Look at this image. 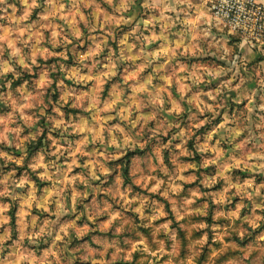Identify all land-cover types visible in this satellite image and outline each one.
Instances as JSON below:
<instances>
[{
	"label": "rangeland",
	"instance_id": "374dc122",
	"mask_svg": "<svg viewBox=\"0 0 264 264\" xmlns=\"http://www.w3.org/2000/svg\"><path fill=\"white\" fill-rule=\"evenodd\" d=\"M118 1L122 2L113 0L116 7ZM36 2L37 7L31 11L27 20L33 30L46 23L43 17L54 13L58 4L65 0ZM77 3L79 0H67L65 11ZM120 7L122 16H118V25L109 21L113 25L114 34L112 41L108 38V44L115 51L113 55L105 51L101 57L102 62L115 64L117 76L108 85L101 86L103 94L108 95L109 91L112 95L120 93L127 86L126 80L131 83L128 78L134 72L138 73L141 82L151 73L152 91L155 93L159 90V70L151 62L146 66L147 70L142 71L141 66L134 64L127 58L125 51H120L117 46L124 34H129L128 39L131 35H141V44V33L147 31L141 16L143 9L137 16L141 18L138 22L132 21L133 17L128 20L127 11L130 8ZM13 8L17 9L15 13ZM23 11L20 0H5V3H0V37L6 29L15 26L14 22L23 15ZM23 26L24 22H21V27ZM89 40L86 39L83 47H77L69 53L67 60L62 61L64 71L80 66L78 55L87 50L91 44ZM137 46L140 48L139 44ZM11 51L0 41V66L6 61L15 64L16 57L11 55ZM107 56L114 57L113 63L108 61ZM45 68L51 71L48 65H41L34 69L35 76L32 77L20 72L17 79L11 82V88H5V81L0 79V178L4 174L26 173L41 188L51 184L41 183L29 165L35 164L41 156L46 160L51 159L49 153L52 140L59 136L63 141L66 135L50 126V119L56 117L53 110L58 106L56 97L68 91L75 95L87 93L92 96L96 91L95 81L87 84L81 81L74 86L72 82H68V86L61 85L48 92L45 97L47 107L42 113L40 110H24L27 116H32L35 111L36 116L40 117L38 125L21 121L18 105L25 103V100L17 86L28 79L26 90L31 91L34 87L33 79L38 78ZM56 69L62 77L59 65ZM81 71L88 72V67H82ZM246 74L248 81L252 82L247 90L256 98L252 102L251 113H262L261 116L257 115V126L252 123L256 119H243L249 113L246 101L240 104L230 102L220 109L236 110L240 116V128H254L253 131H258L255 135L245 133L247 139L240 144V152L253 149L255 145L257 149H261L254 143L257 142L256 139H261L259 144L264 145V108L260 107L264 103V98H261L264 97V54L257 55L250 62L248 60ZM218 77L223 76L218 74L213 77L214 80L207 79L206 84L199 87L210 92L217 89L214 81ZM197 91L198 88L194 87L192 92ZM143 95L147 97L146 93ZM195 103L190 102L191 111L183 113L179 119V127H173L167 135L159 129L166 128L169 123L176 124L170 117L154 121L152 131L136 133V139L118 146L121 148L117 151L106 152L100 165L104 168L100 179L90 181L87 186L79 181L75 182V192L71 195L74 203L69 208L65 207L52 214L41 211L37 213L36 222L40 223V227L46 224V229H40L37 237L29 238V233L24 239L19 237L17 206L9 201L5 217L11 238L2 242L0 264H12L17 259L7 257L12 249L15 250L14 256H17L19 249L33 253L34 257L32 254L31 257H25V264L29 260L32 264H264V211H261L264 209V168L245 170L238 169L236 164L226 165V159L221 161V158H226L224 153H221L215 163H209L217 154V151H211L208 135L211 127L215 126V121L212 120V114L206 112L205 115L209 117L208 125L194 129V124L203 118L194 111ZM153 109L154 106L146 99L142 108L144 114L151 115ZM60 110L65 117L70 116V123L77 126L81 120L88 125L93 115L79 107L68 109L64 106ZM227 118V121L233 120L231 117ZM17 126L18 135L27 136V139L19 148H9L4 137H10L12 134L9 129ZM181 129L183 133L178 134ZM80 139L79 136H67V143L74 146ZM215 145L222 152L228 149L225 142H217ZM92 148V145H87L85 150L92 151ZM8 156L13 159H8ZM17 160L21 162L16 163ZM157 180L162 182L160 186L149 191ZM125 199L129 203L126 204ZM251 224L258 227L253 229ZM57 236L60 239H56ZM42 253H45L43 257Z\"/></svg>",
	"mask_w": 264,
	"mask_h": 264
},
{
	"label": "clouds",
	"instance_id": "9594fccd",
	"mask_svg": "<svg viewBox=\"0 0 264 264\" xmlns=\"http://www.w3.org/2000/svg\"><path fill=\"white\" fill-rule=\"evenodd\" d=\"M177 2H182V0H177ZM0 3H5V0H0ZM20 3L24 8L23 15L14 22L13 28L6 29L4 35L0 37L3 45L12 50L11 55L16 57V61L15 64L6 61L0 66V79L5 81V88H11V82L17 79L20 72H25L32 77L35 76L34 69L41 65H48L51 68V71L49 68H45L40 72L38 78L33 79L34 87L31 91L26 90L28 79H24L18 84L17 90L21 92L25 100V103L18 105L20 120L38 125L40 117L36 116L35 111L32 116H27L24 110H40L42 113L43 109L47 107L45 104L46 95L56 87L68 86V82H72V86L81 81L86 84L96 82V91L92 96H88L87 93L75 95L68 91L56 97L58 106L53 109L56 112V117L50 119V126L53 129H59L61 134L66 135L63 141L59 136L52 140L49 153L51 159L46 160L44 156H41L35 164L29 165L36 172L41 183L51 184V190L37 207L51 211L48 205L53 198H56L57 204L62 201L69 204L74 203L71 195L75 192V182L79 181L87 186L90 181L99 180L100 174L104 171L100 165L105 159L106 152L117 151L119 145L130 143L137 138L136 133L138 132L152 131L154 121L158 122L164 117H170L176 121L175 125L169 123L166 128L159 129L165 135L173 127H179V119L188 110L194 87L198 88L197 96L199 97L194 105V111L203 117L194 124V129L206 127L209 117L205 113L211 112L215 126L210 129L209 144L215 146L218 137L222 130L228 126L229 121L224 118L217 105L216 97L206 88L199 86L205 85L209 77H215L218 73L204 69L203 73L197 76L191 71L186 72L183 67H175L170 74L162 76L165 81L164 86L153 93L151 73L141 82L138 73L134 72L132 77L128 78L131 83L126 80L127 86L120 93L112 95L109 91L108 95H104L101 86L108 85L109 81L117 76V72L115 64L110 65L102 62L103 49L99 44L95 49L78 55L79 67L64 71L62 61L67 60L69 53L77 47H83L85 40L93 33L100 37L101 44L107 42L111 35L109 20L122 16L120 9L113 4V0H97L96 3L93 0H79V3L74 4L68 11H65L67 4V0H65L58 4L54 13L43 17L47 22L41 24L37 30H33L32 25L27 23L31 11L37 7L36 0H31V2L20 0ZM16 11L17 9L13 8V13ZM6 18L11 19V17ZM21 22H24L23 27H21ZM46 33L48 34L46 35ZM208 38L209 32L205 30L201 34L200 40L208 43ZM136 40L140 41V38L137 37ZM194 41H196L195 37L188 45L181 44L176 50V54L185 55L191 52L195 55L203 51L201 43ZM147 42H150L149 37H145L141 41L142 44ZM122 51H126L127 58L141 59L136 43L127 44L126 49ZM226 56L227 52L221 56V59ZM169 64H171V57L163 60V66ZM57 65L63 72L62 77L57 72ZM82 67H88V72L83 73ZM141 70L146 71V66L141 64ZM228 83L231 85L230 90L239 88L238 81L229 78ZM144 93L147 94V97L143 95ZM146 99L154 106L151 115H146L142 111ZM251 103L249 101V105L246 106L249 111ZM64 106H67L68 109L79 107L93 113L90 123L87 126L70 123V116L65 117L64 112L60 110ZM9 131L12 135L4 137L7 146L19 148L27 136L20 137L18 135V126L10 128ZM182 133L183 129L178 134ZM245 133V128L236 129L233 134L234 142L243 143L247 139ZM67 136H79L81 139L73 146V144L67 143ZM87 145L93 146L92 151L85 150ZM260 147L261 150L253 151L246 158L237 161L236 167L245 170L264 168V145ZM8 159H13V157L8 156ZM217 159L219 157L209 163H215ZM20 162L21 160L16 161V163ZM75 169L81 171L75 172ZM161 183L157 180L156 184L149 188V191H154ZM32 187L35 188V185L33 184ZM124 202L127 204L129 200L125 199ZM251 227L254 229L258 225L251 224ZM10 238L9 234L6 239ZM56 239H60V237L57 236ZM141 243L143 242L141 241ZM25 261L24 256H18L12 264H25ZM27 264H32V262L29 260Z\"/></svg>",
	"mask_w": 264,
	"mask_h": 264
},
{
	"label": "crops",
	"instance_id": "0c3cea01",
	"mask_svg": "<svg viewBox=\"0 0 264 264\" xmlns=\"http://www.w3.org/2000/svg\"><path fill=\"white\" fill-rule=\"evenodd\" d=\"M210 1L211 0H182V2L179 3L177 0H122L121 3L118 1L117 7L119 9L121 8L120 6H127V9H131L130 11H127L128 20H131V17H133L132 21L141 20V18H137V16L143 9L141 16H143L142 20L146 25L145 28L147 31L141 33V40L143 41L145 37H149L150 42L140 44L136 38H140L141 35H136V37L131 35L130 39H128L129 34H124L123 40H118L117 46L120 47L119 50L121 51L126 49V46L129 43L140 45V48L137 46V52L140 54L141 59H129L132 60L134 64H138V66H141V64L147 66L152 62L154 68H157L160 73L157 79L159 89L165 84L162 76L170 74L175 67H183L186 72L191 71L197 76L203 73L204 69H208L223 76L220 78L218 77L217 81H214L217 85V89L214 88L211 91L216 97V102L220 109L226 107L230 102L240 104L241 102L246 101V106H248L249 101L253 102L256 100L254 95L247 90L252 83L248 81L246 74L248 60L250 62V60L256 58L257 55L264 54V39L260 42H252L241 33L231 32L220 21L212 16L209 9ZM93 2L96 3L97 0H93ZM119 18L120 17H113L109 21L110 23L114 21V25L116 26L119 23ZM110 26L111 35L108 38L112 41L114 31L113 25ZM115 26L114 28H116ZM205 30L209 32L208 43H204L200 40L201 34ZM194 37L196 38V41L194 42H200L204 49L203 51L195 55L191 52L186 53L185 55L176 54V50L181 44L188 45L190 41H193ZM87 39L91 40H89L91 44L88 45L87 50L84 52L95 49L99 44L103 49V53L107 51L108 54L110 53L113 55L115 50L114 48L109 47V39H107L106 43L101 44L100 37L95 33L88 36ZM225 52H227V56L224 59H221V56L224 55ZM107 57H109L107 58L108 61L113 63L114 57ZM169 57H171V64L163 66V60ZM216 59L221 61L215 62ZM212 62L214 63L212 64ZM224 63L226 65H223ZM210 64L213 66H210ZM84 69H86V67H84ZM147 77H144V79ZM229 78L233 81L239 82V88L237 90H230L231 85L228 83ZM208 80H214V78L209 77ZM191 95V102H197L199 99L197 92H192ZM260 107L264 108V103L261 104ZM191 108L192 106L189 105L187 111H191ZM230 109L231 108H225L224 110H221L225 119L231 117L233 120H228V126L222 130L217 141L227 143L226 146H228V149L222 152V149L215 145L214 147L211 146V151H217L216 157L219 158L222 155L221 153H224L226 158H221V161L226 159V165L235 166L237 161L246 158L251 152L259 151L261 149H257V145H255L253 149L257 150L249 148L246 152L238 151L241 143L237 144L233 142V134L236 129L242 126H239L240 116L237 115V111H231ZM209 113L212 114L211 112H208V114ZM257 115L261 116L262 113L253 112L252 115L250 110L248 115L243 119L254 118L256 120L252 121V123L257 126ZM79 126H87L86 121L82 122L81 120ZM253 129H247L246 133L255 135L258 131H253ZM255 141L257 142L254 143L258 144L259 147L262 145L259 144L261 139H256ZM123 145L125 144L119 146ZM231 145L232 147H230ZM120 148L121 147L118 149ZM235 159L236 161H234ZM35 181L26 173L20 175L4 174L0 178V217H2V219L0 218V242L9 240L6 238L10 229L7 226L8 220L5 217V215H7L5 213L10 205L9 201H13V204L15 203L17 206V224L19 237L21 239L28 236V233L30 234V236H28L29 238H32L33 236L37 237L39 230L46 227V224H43L40 227V223L36 222L38 218L37 213L39 211L45 212L46 214H52L65 207L69 208V203L62 201L60 204H57L56 198H53L48 205L51 211H45L43 207H37L39 203L43 202L48 191L51 190V185L48 184L41 188ZM33 184L35 185V188L32 187ZM1 247H3L2 243H0V248ZM14 252L15 250L12 249L11 252L7 254V257H31V254L32 257H34L33 253H29L28 250L19 249L16 253L17 256L13 255ZM44 254L45 253H42L41 256L43 257Z\"/></svg>",
	"mask_w": 264,
	"mask_h": 264
},
{
	"label": "built area",
	"instance_id": "2783aa9c",
	"mask_svg": "<svg viewBox=\"0 0 264 264\" xmlns=\"http://www.w3.org/2000/svg\"><path fill=\"white\" fill-rule=\"evenodd\" d=\"M212 16L252 42L264 39V0H211Z\"/></svg>",
	"mask_w": 264,
	"mask_h": 264
},
{
	"label": "trees",
	"instance_id": "16d2710c",
	"mask_svg": "<svg viewBox=\"0 0 264 264\" xmlns=\"http://www.w3.org/2000/svg\"><path fill=\"white\" fill-rule=\"evenodd\" d=\"M14 222V216H13V214H12V223Z\"/></svg>",
	"mask_w": 264,
	"mask_h": 264
}]
</instances>
